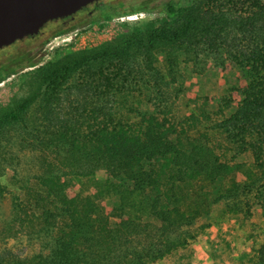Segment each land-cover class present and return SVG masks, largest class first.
<instances>
[{"label":"trees","instance_id":"trees-1","mask_svg":"<svg viewBox=\"0 0 264 264\" xmlns=\"http://www.w3.org/2000/svg\"><path fill=\"white\" fill-rule=\"evenodd\" d=\"M255 6L258 11L248 18L260 21L262 26L248 31L255 40L247 43L226 45L210 40L211 33L222 32L218 29L219 17H202L206 23L201 34L210 46L214 50L224 46L231 62L247 68L250 76L246 86L218 101L197 99L202 118L191 115L179 124L145 114L131 121L105 101L91 103L85 112L78 111L75 120L49 127L53 130L47 145L61 150L56 167L36 177L37 183L18 179L22 196L15 203L13 220L5 231L10 237H36L44 241V250L29 259L0 260V264H152L167 259L188 245L185 228L192 227L205 206L196 195L218 177L224 178L221 196L233 198L239 192L257 190L259 203L255 206L264 209V7L260 9V3ZM110 8L105 19L139 12L123 2ZM185 10L180 0H170L163 7L174 19ZM239 14L244 18L241 28L252 25L243 13ZM185 29L181 37L198 36L193 27ZM34 34L32 30L0 51L18 43H31ZM88 77L92 79L88 84H97L98 98L118 96L105 71H90ZM100 84H104L101 90ZM217 104L222 113L233 106L237 109L231 117L215 123L217 138H212L201 133L199 127L203 118L210 116L206 113L208 107ZM232 150L235 156L229 158L227 151ZM247 152L252 153L253 162H235L238 154ZM13 163V156L0 153V178ZM103 176H123L134 185L123 188L101 179ZM67 177L101 182L81 192ZM8 191L0 179V200ZM114 198L119 203L112 208L107 202ZM148 217H155L160 225L147 222ZM255 252L254 264H264V246Z\"/></svg>","mask_w":264,"mask_h":264},{"label":"rangeland","instance_id":"rangeland-1","mask_svg":"<svg viewBox=\"0 0 264 264\" xmlns=\"http://www.w3.org/2000/svg\"><path fill=\"white\" fill-rule=\"evenodd\" d=\"M122 1L127 8L139 12L105 19L103 10L95 11L93 17H85L54 33L37 47L23 42L0 51V153L14 158L7 174L0 178L9 189L0 200V260L22 261L44 250V241L36 237H10L5 231L13 220L15 203L22 196L18 179L37 183L35 178L53 167L61 153L47 145L53 130L49 127L75 120L80 115L78 111L85 112L91 103L105 101L131 121L147 114L184 124L191 115L202 118L197 99L218 101L250 81L248 69L232 63L224 46L214 50L202 36L201 29L206 23L202 17H219L218 29L222 32L211 33L210 40L226 45L251 42L255 37L248 31L262 23L248 17L258 11L256 4L260 3V9L264 7V0H180L186 10L177 19L169 18L163 11L170 0ZM239 13L252 25L241 28L240 21L244 18ZM196 18L199 23L194 22ZM187 26L193 27L198 36L181 37ZM99 69L112 80L118 96L101 99L95 95L97 84H88L92 82L88 74ZM219 109L218 104L208 107L206 113L210 116L203 118L201 133L217 138L213 126L231 117L237 108L223 109L224 113ZM221 140L228 149L225 140ZM235 153L227 151L229 158ZM235 162L251 163L253 155L238 154ZM102 178L127 189L134 185L123 176ZM66 179L81 192L101 182L95 178ZM223 183L224 178L218 177L206 190L200 189L196 198L205 202V206L192 227L185 228L188 245L172 256L207 240L209 229H243L254 214L264 211L255 206V202L259 203L257 190L242 191L233 198L223 197L220 195ZM107 203L113 208L119 202L114 198ZM146 221L160 225L155 217ZM258 228L257 224L251 226L253 235ZM169 258L158 262L164 263Z\"/></svg>","mask_w":264,"mask_h":264},{"label":"crops","instance_id":"crops-1","mask_svg":"<svg viewBox=\"0 0 264 264\" xmlns=\"http://www.w3.org/2000/svg\"><path fill=\"white\" fill-rule=\"evenodd\" d=\"M245 223L243 229H209L207 240L192 244L164 263L152 264H254L255 250L264 246V211ZM253 224L259 226L256 235Z\"/></svg>","mask_w":264,"mask_h":264},{"label":"water","instance_id":"water-1","mask_svg":"<svg viewBox=\"0 0 264 264\" xmlns=\"http://www.w3.org/2000/svg\"><path fill=\"white\" fill-rule=\"evenodd\" d=\"M99 0H0V49L47 22Z\"/></svg>","mask_w":264,"mask_h":264},{"label":"flooded vegetation","instance_id":"flooded-vegetation-1","mask_svg":"<svg viewBox=\"0 0 264 264\" xmlns=\"http://www.w3.org/2000/svg\"><path fill=\"white\" fill-rule=\"evenodd\" d=\"M122 2V0H99L76 11L55 18L35 32L34 38L32 39V42H30L33 43L34 47H37L44 43L54 33L70 28L72 25L81 22L85 17H93L95 11L103 10V14H105L111 9L110 7H116ZM108 5H110V7Z\"/></svg>","mask_w":264,"mask_h":264},{"label":"built area","instance_id":"built-area-1","mask_svg":"<svg viewBox=\"0 0 264 264\" xmlns=\"http://www.w3.org/2000/svg\"><path fill=\"white\" fill-rule=\"evenodd\" d=\"M129 18H131V17H129Z\"/></svg>","mask_w":264,"mask_h":264}]
</instances>
